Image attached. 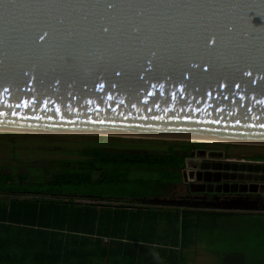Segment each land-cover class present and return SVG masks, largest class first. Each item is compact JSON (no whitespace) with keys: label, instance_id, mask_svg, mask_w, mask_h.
Returning a JSON list of instances; mask_svg holds the SVG:
<instances>
[{"label":"water","instance_id":"obj_1","mask_svg":"<svg viewBox=\"0 0 264 264\" xmlns=\"http://www.w3.org/2000/svg\"><path fill=\"white\" fill-rule=\"evenodd\" d=\"M0 132L264 146V0H0ZM233 156L191 152L177 197L114 200L264 212L244 196L264 200V163Z\"/></svg>","mask_w":264,"mask_h":264},{"label":"trees","instance_id":"obj_2","mask_svg":"<svg viewBox=\"0 0 264 264\" xmlns=\"http://www.w3.org/2000/svg\"><path fill=\"white\" fill-rule=\"evenodd\" d=\"M178 145L164 151L88 148L79 152L82 169L57 172L39 184H21L26 174L18 173L16 182L11 173L0 172V264H143L133 263L128 244L115 240L116 216L110 214L116 211L102 205L109 200L72 193L142 170L164 172L161 179L167 176L170 183L161 188L167 194L182 168L185 143ZM93 179L96 184H88Z\"/></svg>","mask_w":264,"mask_h":264},{"label":"rangeland","instance_id":"obj_3","mask_svg":"<svg viewBox=\"0 0 264 264\" xmlns=\"http://www.w3.org/2000/svg\"><path fill=\"white\" fill-rule=\"evenodd\" d=\"M185 142L165 139H136L95 135H49L0 132V172L11 173L17 182V174L28 176L21 184H39L57 172L82 169L83 160L79 152L88 148L140 149L147 151L166 150L169 145L176 148ZM189 143V142H187ZM227 146L234 153L264 154L261 145L205 144ZM164 172L132 170L120 181L88 186L72 194L99 196L104 199H159L163 196L162 185L170 183ZM180 178V175L177 174ZM97 174H94V178ZM119 178V177H118ZM95 180L88 184H96ZM124 181V182H123ZM74 191V190H73ZM160 196V197H159ZM209 229H214L209 230ZM204 250L209 260L189 264H260L264 243L261 241L259 217H238L220 222L207 223L204 228ZM211 234V238L209 237ZM215 239V241H214Z\"/></svg>","mask_w":264,"mask_h":264},{"label":"crops","instance_id":"obj_4","mask_svg":"<svg viewBox=\"0 0 264 264\" xmlns=\"http://www.w3.org/2000/svg\"><path fill=\"white\" fill-rule=\"evenodd\" d=\"M160 199L176 196L175 190L164 193ZM166 195V196H164ZM108 200V199H107ZM132 202L134 204H127ZM108 211H116L114 225L115 240L128 244L132 262L143 264H189L209 260L208 250H204L203 228L207 223L212 227L220 222L238 217H259L261 241L264 243V212H233L234 215H215L216 210L182 209L170 204H141L138 201L113 200L104 205ZM104 209V208H101ZM190 210V212L186 211ZM192 211V212H191ZM244 213V214H243ZM210 231L214 229H209ZM211 238V234H209ZM110 241L111 238L107 237ZM215 241V239H214ZM261 253H264L262 248ZM260 264H264V255Z\"/></svg>","mask_w":264,"mask_h":264},{"label":"flooded vegetation","instance_id":"obj_5","mask_svg":"<svg viewBox=\"0 0 264 264\" xmlns=\"http://www.w3.org/2000/svg\"><path fill=\"white\" fill-rule=\"evenodd\" d=\"M225 145V144H224ZM197 150H214L217 152H222L224 155H235L233 157H230L229 160L231 161H235V162H252V163H264V154H243V153H239L236 152L234 153L233 150L231 151V148L227 147V146H212V145H205V144H197V143H187L185 142V145L182 146V151L180 152L183 156V160H182V165L184 163V160L189 157V154L191 152L197 151ZM237 155V156H236ZM241 156V157H239ZM244 156L247 157H252V158H245ZM181 171V170H180ZM181 182V177L179 178V181L175 184H179ZM177 191V190H176ZM176 196H171V197H177L179 196V192H175ZM183 194V193H182ZM184 196V195H183ZM248 200L250 201H255L256 203H252V205L254 206H264V200L261 199L259 196L257 195H249L246 194L244 195ZM233 198V197H230ZM244 198V197H242ZM113 202V200L109 199V201L106 202H102V205H110V203ZM201 201H199L198 203H200ZM210 202V201H209ZM247 201H245L244 199H236L235 197L232 199V201L229 202H225V201H217L215 203V206H228V205H237V206H248L249 204L246 203ZM214 206V207H215ZM214 210V209H212Z\"/></svg>","mask_w":264,"mask_h":264},{"label":"built area","instance_id":"obj_6","mask_svg":"<svg viewBox=\"0 0 264 264\" xmlns=\"http://www.w3.org/2000/svg\"><path fill=\"white\" fill-rule=\"evenodd\" d=\"M103 242H106V239H103Z\"/></svg>","mask_w":264,"mask_h":264}]
</instances>
